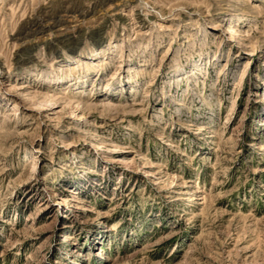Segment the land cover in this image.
I'll return each mask as SVG.
<instances>
[{"label": "rangeland", "instance_id": "1", "mask_svg": "<svg viewBox=\"0 0 264 264\" xmlns=\"http://www.w3.org/2000/svg\"><path fill=\"white\" fill-rule=\"evenodd\" d=\"M46 1L0 0V264H264V0Z\"/></svg>", "mask_w": 264, "mask_h": 264}, {"label": "bare ground", "instance_id": "2", "mask_svg": "<svg viewBox=\"0 0 264 264\" xmlns=\"http://www.w3.org/2000/svg\"><path fill=\"white\" fill-rule=\"evenodd\" d=\"M46 1V0H45ZM50 1V0H49ZM49 1H48V3H49ZM56 1V0H55ZM62 1V0H61ZM74 1V0H73ZM47 2V1H46ZM58 2H59V0H58ZM76 2V1H75ZM57 3V2H56ZM55 3V4H56ZM59 4V3H58ZM44 5V4H43ZM54 5V4H53ZM39 6V5H38ZM59 6H61V5H59ZM67 6V5H66ZM73 6H74V4H73ZM77 6H79V5H77ZM44 7H46V6H44ZM50 7V6H49ZM38 8V7H37ZM41 8V7H40ZM61 8V7H60ZM64 8V7H63ZM80 8V7H79ZM51 9V8H50ZM57 9V8H56ZM39 10V9H38ZM68 10V9H67ZM42 11V10H41ZM64 11V10H63ZM35 12H37V11H35ZM55 12V11H54ZM53 12V13H54ZM76 12V11H75ZM48 14V13H47ZM73 14V13H72ZM72 14H70V15H72ZM32 15H34V13L32 14ZM49 15V14H48ZM74 15V14H73ZM36 16V15H35ZM30 17V16H29ZM28 17V18H29ZM33 18V17H32ZM35 18V17H34ZM39 18V17H38ZM41 18V17H40ZM55 18V17H54ZM30 20H31V18H30ZM30 20H29V22H30ZM37 20V19H36ZM43 20V19H42ZM45 20V19H44ZM48 21V20H47ZM51 22V21H50ZM54 22H56L54 19H53V21H52V23H54ZM31 23H32V21H31ZM28 24V23H27ZM48 23L46 22H42V24L38 27V28H32V27H30V28H28V30L26 31V34L28 35V34H33V33H35L36 31H38L39 30V28L41 29H43V27H45L46 25H47ZM57 23H55L54 25H56ZM26 26V25H25ZM23 27V26H22ZM25 29V28H24ZM23 32V31H22ZM25 34V35H26Z\"/></svg>", "mask_w": 264, "mask_h": 264}]
</instances>
